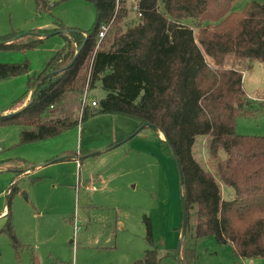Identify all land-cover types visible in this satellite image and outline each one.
<instances>
[{
	"label": "trees",
	"instance_id": "obj_1",
	"mask_svg": "<svg viewBox=\"0 0 264 264\" xmlns=\"http://www.w3.org/2000/svg\"><path fill=\"white\" fill-rule=\"evenodd\" d=\"M85 1L96 14L90 30L60 26L33 31L56 34L62 28L70 37L60 33L65 44L43 72L29 78L27 95L14 102V110L25 104L31 89L45 77L31 101L1 117L0 124L20 125L23 143L58 136L99 114L126 116L139 127L149 124L159 129L166 138L161 140L162 148L181 166L187 231L190 211L195 209L196 238L212 235L219 243L231 244L236 257L264 258V136L238 134L235 125L237 117L251 113L240 64L258 60L264 67V3H248L235 11L239 0H163L160 10L158 0H139L141 20L124 31L119 24L128 14L126 1ZM35 2L40 10L53 7L48 0ZM105 27V36L99 39ZM18 36H0V48L35 47L43 39L26 35L5 43ZM207 56L214 66L207 63ZM232 58L238 65L225 67ZM25 71L27 64H0V81ZM51 72L55 74L47 76ZM87 81L91 88L99 83L106 95L97 106L89 103L79 119L72 118L66 103L77 99ZM198 136L207 138L216 174L193 157ZM220 183L230 198H223ZM145 219L147 239L152 243L150 223ZM3 230L14 248L23 246L11 222ZM193 253L184 240L181 256L185 264L194 263ZM159 261L157 249L151 247L134 264ZM33 262H37L34 254Z\"/></svg>",
	"mask_w": 264,
	"mask_h": 264
},
{
	"label": "rangeland",
	"instance_id": "obj_2",
	"mask_svg": "<svg viewBox=\"0 0 264 264\" xmlns=\"http://www.w3.org/2000/svg\"><path fill=\"white\" fill-rule=\"evenodd\" d=\"M124 1L128 14L119 26L125 31L141 17L139 0ZM48 2L53 7L40 10L35 0H0V36L60 26L77 31L93 27L96 14L89 2ZM252 2L264 0H239L233 10L240 11ZM158 3L163 10V0ZM199 32L197 28V35ZM60 33L41 37L35 47L0 48V64L28 65V71L0 81V116L9 114L3 112L14 110V102L25 98L29 78L43 72L63 47L65 39ZM65 35L70 37L69 32ZM206 60L214 66L212 58ZM237 63L232 58L225 67L234 68ZM240 65L251 113L237 117L236 132L264 136V67L258 60ZM85 93L88 102L106 95L99 83L91 88L87 81L77 99L66 103L65 110L68 115L72 112V118L79 119L89 105L81 102ZM138 127L132 118L99 114L58 136L23 143L20 125L0 124V264H34L33 254L36 264H134L151 247L159 253V264H181L177 164L162 148L160 131L150 127L138 131ZM207 142L205 136H198L192 154L215 173ZM220 185L223 198H230L229 190ZM195 211H190L185 239V246L192 247L196 255L193 264H264V258L236 257L231 244L219 243L212 235L196 238ZM145 217L152 243L147 239ZM8 222L23 245L18 249L3 230Z\"/></svg>",
	"mask_w": 264,
	"mask_h": 264
},
{
	"label": "water",
	"instance_id": "obj_3",
	"mask_svg": "<svg viewBox=\"0 0 264 264\" xmlns=\"http://www.w3.org/2000/svg\"><path fill=\"white\" fill-rule=\"evenodd\" d=\"M63 33H66V31H62ZM26 35H33V36H38V37H47V36H49V35H47V34H42V35H40V34H37V33H29V34H24V35H21V36H19V37H17L16 38V40H18V39H20L21 37H23V36H26ZM55 74V72H51V73H49L47 76H52V75H54ZM46 76V77H47ZM45 78V77H44ZM43 78V79H44ZM43 79H41L40 81H39V83L33 88V90H32V92H31V95H30V98H29V100L31 101V99H32V96H33V93L35 92V90L37 89V87H38V85L43 81ZM25 107V106H24ZM23 107V108H24ZM22 108V109H23ZM1 117H4V115H2V116H0V118ZM146 127H151V128H153V129H155V130H158L159 131V129H157V128H155V127H153V126H149V124H144V125H142L141 127H139V129H138V131H141L142 129H144V128H146ZM163 137H164V135H163ZM163 140H166V138L164 137L163 138ZM64 159H66V158H64ZM174 159H175V162L177 163V168H178V173H179V179H180V183L182 184V182H183V174H182V170H181V166L178 164V160H177V158H175V156H174ZM180 197H181V204H182V226H181V232H180V238H179V259H180V257H181V259H180V263L181 264H185L184 263V261H183V259H182V256H181V249H182V243H183V241L185 240V237H186V234H187V226H188V210H187V206H186V202H185V198H184V195H183V193H182V190L180 189Z\"/></svg>",
	"mask_w": 264,
	"mask_h": 264
},
{
	"label": "built area",
	"instance_id": "obj_4",
	"mask_svg": "<svg viewBox=\"0 0 264 264\" xmlns=\"http://www.w3.org/2000/svg\"><path fill=\"white\" fill-rule=\"evenodd\" d=\"M137 12H138V15L140 16V17H142V14L140 13V11H139V9H138V6H137ZM106 31H107V28L105 27V28H103V30L99 33V39H102L104 36H105V33H106ZM89 100H88V96H87V93H85L84 95H83V97H82V103L83 104H91L92 106H97L98 105V101H95V100H93V101H91V102H88Z\"/></svg>",
	"mask_w": 264,
	"mask_h": 264
},
{
	"label": "crops",
	"instance_id": "obj_5",
	"mask_svg": "<svg viewBox=\"0 0 264 264\" xmlns=\"http://www.w3.org/2000/svg\"><path fill=\"white\" fill-rule=\"evenodd\" d=\"M10 78H11V77H10ZM31 92H32V91H31ZM29 93H30V92H29ZM30 95H31V93H30ZM29 98H30V97H29ZM29 98L27 97L25 101L29 100ZM25 103H26V102H25ZM24 106H25V104H23V106L17 108L16 110H6V111L3 112V114L11 113V112H16L17 110L22 109ZM68 159H69V158H68ZM71 159H72V158H71ZM36 166H39V164L36 165ZM34 255H35V254H34Z\"/></svg>",
	"mask_w": 264,
	"mask_h": 264
}]
</instances>
